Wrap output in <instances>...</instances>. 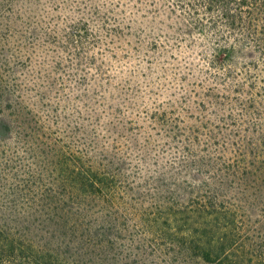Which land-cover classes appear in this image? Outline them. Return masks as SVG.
Instances as JSON below:
<instances>
[{
	"label": "rangeland",
	"instance_id": "1",
	"mask_svg": "<svg viewBox=\"0 0 264 264\" xmlns=\"http://www.w3.org/2000/svg\"><path fill=\"white\" fill-rule=\"evenodd\" d=\"M119 1L0 0V163L21 178L31 166L47 180L48 157L113 161L201 220L199 203L222 201L213 188L238 129L220 110V69L195 29L191 51L164 36L182 26L168 0H129L136 15L114 19L112 10L124 9ZM5 179L0 168V201ZM223 223L220 214V243Z\"/></svg>",
	"mask_w": 264,
	"mask_h": 264
},
{
	"label": "trees",
	"instance_id": "2",
	"mask_svg": "<svg viewBox=\"0 0 264 264\" xmlns=\"http://www.w3.org/2000/svg\"><path fill=\"white\" fill-rule=\"evenodd\" d=\"M168 1L182 26L164 36L189 51L193 29L205 38L210 66L220 69V110L228 109L238 128L213 188L222 201L199 203L193 211L203 216L194 221L187 207L169 205L167 190L149 178L136 183L113 161L58 164L48 157L47 180L31 166L21 178L0 163V264H200L198 255L217 264H264V0ZM119 3L124 9L112 10L114 19L136 15L129 0ZM157 49L167 51L161 43Z\"/></svg>",
	"mask_w": 264,
	"mask_h": 264
}]
</instances>
